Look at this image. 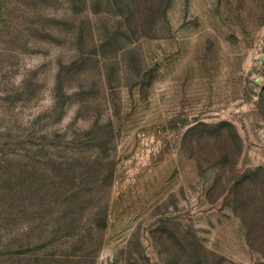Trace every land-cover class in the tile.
<instances>
[{"label": "rangeland", "instance_id": "1", "mask_svg": "<svg viewBox=\"0 0 264 264\" xmlns=\"http://www.w3.org/2000/svg\"><path fill=\"white\" fill-rule=\"evenodd\" d=\"M264 0H0V264H264Z\"/></svg>", "mask_w": 264, "mask_h": 264}, {"label": "water", "instance_id": "2", "mask_svg": "<svg viewBox=\"0 0 264 264\" xmlns=\"http://www.w3.org/2000/svg\"><path fill=\"white\" fill-rule=\"evenodd\" d=\"M262 59L264 60V54H262Z\"/></svg>", "mask_w": 264, "mask_h": 264}]
</instances>
